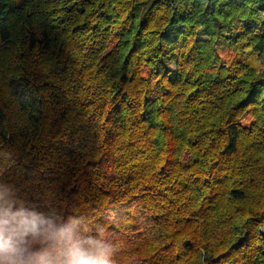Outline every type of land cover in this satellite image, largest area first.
<instances>
[{
	"label": "trees",
	"instance_id": "obj_1",
	"mask_svg": "<svg viewBox=\"0 0 264 264\" xmlns=\"http://www.w3.org/2000/svg\"><path fill=\"white\" fill-rule=\"evenodd\" d=\"M260 15L0 0V220L38 223L29 255L102 230L114 264H264Z\"/></svg>",
	"mask_w": 264,
	"mask_h": 264
},
{
	"label": "clouds",
	"instance_id": "obj_2",
	"mask_svg": "<svg viewBox=\"0 0 264 264\" xmlns=\"http://www.w3.org/2000/svg\"><path fill=\"white\" fill-rule=\"evenodd\" d=\"M12 219L15 220V216ZM41 234L35 220L21 219L15 223L0 220V261L7 264H114L109 258L112 246L102 230L96 237L83 241L69 237L60 243L54 257L46 254L34 259L28 254L29 248Z\"/></svg>",
	"mask_w": 264,
	"mask_h": 264
},
{
	"label": "rangeland",
	"instance_id": "obj_3",
	"mask_svg": "<svg viewBox=\"0 0 264 264\" xmlns=\"http://www.w3.org/2000/svg\"><path fill=\"white\" fill-rule=\"evenodd\" d=\"M260 18L264 20V15H260ZM199 39H205L202 33H199ZM228 39H229V35H223L217 40L216 46L218 51L228 49V43H227Z\"/></svg>",
	"mask_w": 264,
	"mask_h": 264
},
{
	"label": "water",
	"instance_id": "obj_4",
	"mask_svg": "<svg viewBox=\"0 0 264 264\" xmlns=\"http://www.w3.org/2000/svg\"><path fill=\"white\" fill-rule=\"evenodd\" d=\"M261 233L264 234V227H262V229H261Z\"/></svg>",
	"mask_w": 264,
	"mask_h": 264
}]
</instances>
